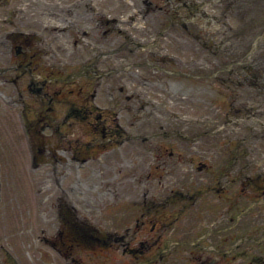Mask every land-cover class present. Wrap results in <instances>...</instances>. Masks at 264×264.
I'll list each match as a JSON object with an SVG mask.
<instances>
[{"label": "flooded vegetation", "instance_id": "af4514ba", "mask_svg": "<svg viewBox=\"0 0 264 264\" xmlns=\"http://www.w3.org/2000/svg\"><path fill=\"white\" fill-rule=\"evenodd\" d=\"M141 1L135 0V4L148 17L145 27L135 25L134 14L126 19L120 13L106 16L105 8L93 0H0V81L11 80L17 92V98H8L0 89V100L19 108L32 173L39 174L33 181L48 180L46 185L52 187L49 198L55 189L60 191L54 198L34 202L18 193L3 199L2 187L9 180L2 173L6 157L4 160V144L0 143V264H23L21 250L13 248L8 236L30 235L36 230L37 242L50 250L46 264H231L232 250L243 241H254L256 247H248L251 257L244 264L264 263V257L256 255L264 230L258 236L245 232L238 238L240 243L231 242L233 225L254 204L256 212L244 224L264 222V208L258 204L264 199H231L232 171L247 167L240 165L246 159L240 148L247 135L220 136L218 128L196 133L175 129L155 131L154 135H178L176 140L156 142L149 140L151 134L128 131L115 117L107 125V117L98 110L103 107L98 98L115 102V89L122 91L129 80L139 87L157 79L168 82L169 73L181 74L182 70L167 63L180 64L184 40L197 39L201 26L212 22L198 0ZM121 23L131 24L142 34ZM156 71L157 77L152 78ZM126 74L131 79H125ZM56 82L61 84L51 89ZM61 101L66 108L55 106ZM94 108L98 111L93 117ZM152 116L159 118L156 112ZM91 117L94 119L89 121ZM78 121L92 123L99 136L88 140L86 132L73 127ZM132 124L138 129L144 125ZM61 125L64 130L71 126L72 131H64ZM203 135L209 138L202 139ZM135 137L146 143L135 142ZM233 137L238 141L232 155L228 145ZM116 147L119 165L128 161L124 154L144 157L134 161V166L141 170L137 179L149 184L143 195L149 192L152 197L143 199L139 207L134 205L136 199H127V209L116 212L121 220L129 217L122 231L115 229L114 217L111 221L105 218L103 224L107 214L104 199H80L74 185L67 184L71 166L78 171L93 159L113 171L106 182L115 186ZM152 152L154 164L146 159ZM135 167V172L130 169L127 173L130 180L138 172ZM40 173L47 176L40 177ZM155 180L162 190L175 189L179 199H168L166 191L161 192L165 197L154 199ZM80 181L77 176L74 183ZM240 182L246 194L250 180ZM255 187L257 193L260 185ZM131 189H127L129 194H133ZM261 191L264 194L263 186ZM244 197L246 205L233 215L232 202ZM107 224L113 225L112 231ZM205 239L210 243L203 244ZM41 247H37L39 258L44 252ZM241 250L242 255L247 253V248Z\"/></svg>", "mask_w": 264, "mask_h": 264}, {"label": "rangeland", "instance_id": "374dc122", "mask_svg": "<svg viewBox=\"0 0 264 264\" xmlns=\"http://www.w3.org/2000/svg\"><path fill=\"white\" fill-rule=\"evenodd\" d=\"M247 1H249L247 4L244 3V0L238 1L233 9L228 6L227 2L222 5H214V12L219 17L209 26H204L205 28L201 26L202 32L198 34L197 39L186 38L184 40L183 59L179 62L180 64L176 65L174 61L167 63L168 67L181 69L183 71L181 74L169 73L167 74L168 82L157 79L156 82L139 87L131 84L129 80L122 91L115 89V102L107 101L106 97L97 99L99 103L103 104V107L98 110L104 117H107V125H111L112 117H115V122L118 120L128 131L151 134L149 140L156 142L159 139L166 140L167 138L176 140L178 135L166 137L161 134L164 130L173 131L175 129L196 133L212 132L218 127L217 131L220 136L223 133L247 135L248 140L243 141L240 148L243 155H246V159L242 160L240 165L247 164V167L232 171L231 178L234 181L231 186V199H238L240 196H247V199H256L260 196L264 198L263 193L261 194V187H264V0ZM93 2L102 5L108 17L120 13L119 17L123 16L126 19L130 14H134L135 17L132 18V21L135 22V25H139V27L147 25L148 17L136 9L138 6L135 4V0H93ZM139 2L142 3L141 0ZM120 25L142 34L140 29H133L131 24L130 26L126 23ZM171 48L175 51V45H172ZM158 73L159 71L154 72L151 77L156 78ZM128 78L131 79L130 74H126L125 79ZM60 84V82H56L51 86V89L58 88ZM0 89L8 98H17L15 83L11 80L7 83L0 81ZM126 95H129V98ZM71 97L73 98V95ZM0 103V143L4 144L2 147L4 160L6 157V165L2 173L3 177L6 176L9 180V184L4 183L2 187L3 199H10L15 193H18L22 199H32L33 202L34 199L42 197H44L43 199L56 197L60 192L59 189H55L50 198L47 195L52 190L51 185H46L48 180L40 183L35 182L39 174L32 173L35 171L30 166V151L23 139V123L18 119L19 108L15 104L5 103L1 100ZM88 105L91 106V103L88 102ZM55 106L67 107L63 101L57 102ZM132 106L136 108L133 109ZM98 110L94 108L93 117ZM152 112L157 113L158 120L152 116ZM229 113L231 119L228 117ZM93 119L91 117L89 121ZM227 119L228 122L224 123V120ZM89 121L73 123V127L77 125L84 133H87L88 140L99 136ZM102 121L105 122V120ZM132 122L144 125L138 129ZM65 130L72 131V127H65ZM155 131H160V135H154ZM201 138H209V135H203ZM133 140L142 145L146 143L145 141L141 142L140 137H135ZM237 141L238 139L233 137L228 145L232 154ZM109 145L111 146L113 143H109ZM115 146H118L116 140ZM126 147L127 144L121 149L124 150ZM154 152L146 157L153 164L155 163ZM131 155L124 154L128 161H123L122 165H119L116 163L119 148H115V186L106 182L107 178L111 176L112 170L105 166L100 167V164L98 166L93 159L78 171L71 166L67 181V184L70 182L74 185L73 191L77 190L74 193L80 199H104L103 203H105L107 214L103 216V224L106 223L105 218L111 221L114 217L115 229L117 228L118 231H122L121 227L129 221V217L121 220L122 215L116 213L120 209H127V199H136L134 205L139 207L143 199L152 198L149 192L143 195V192L148 190L149 184L137 179L141 170L134 166V164L137 165L134 161L137 159L141 161L144 157ZM134 167L138 172L135 173L136 177L130 180L127 173L130 169L133 171ZM44 176L46 177L47 174L40 173V177ZM77 176L81 181L74 183ZM247 177L249 178L246 179ZM242 179L250 180L246 194L241 190L240 180ZM133 184H135L134 187H132ZM257 184L260 185V188L257 193H254L257 191L255 187ZM154 186V190H157L152 194L154 199L165 197L161 193L164 191H166L168 199H179L173 193L175 189L162 190L156 180ZM129 188H133L131 189L133 194L128 193L127 189ZM190 191L192 193V190ZM245 199L246 197L238 203L232 202L233 215H236L238 208H243L246 205ZM116 203L120 204L119 208H116ZM258 204L264 208V201ZM256 206L257 204H254L233 225L232 245L240 243L241 240L238 241V238L245 236V232H251L258 236L264 230V222L258 223L257 221L256 223L254 220L251 224L247 222L244 224V220H250L252 213L256 212ZM114 208L115 213L113 212ZM11 227L15 228V224H12ZM112 227L113 225H106V228L111 231ZM12 230L15 231V229ZM36 233L37 230L30 235L24 232L23 235L11 233L8 236L9 243L13 245V248L21 250L23 264H46L44 262L48 260L50 250L42 243L40 244L44 251L43 255L41 258L37 257V247L40 244L36 240ZM201 242L206 245L210 243L208 239ZM250 246L254 248L255 242L243 241L239 248L233 249L231 264H244L249 260L252 251L248 248ZM246 248L247 253L242 255L240 250ZM256 251V255L260 254L261 257H264V240L259 241Z\"/></svg>", "mask_w": 264, "mask_h": 264}]
</instances>
